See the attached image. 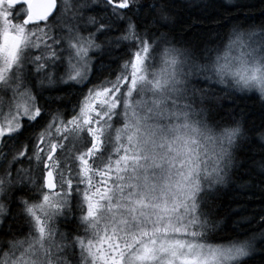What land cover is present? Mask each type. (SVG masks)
Wrapping results in <instances>:
<instances>
[{"label": "snow or ice", "instance_id": "6c2138e0", "mask_svg": "<svg viewBox=\"0 0 264 264\" xmlns=\"http://www.w3.org/2000/svg\"><path fill=\"white\" fill-rule=\"evenodd\" d=\"M177 7L0 0V264H249L264 252V207L233 210L229 238L210 239L235 171L264 185V123L219 112L236 93L264 108V23L185 44ZM245 135L259 159L237 162Z\"/></svg>", "mask_w": 264, "mask_h": 264}, {"label": "trees", "instance_id": "16d2710c", "mask_svg": "<svg viewBox=\"0 0 264 264\" xmlns=\"http://www.w3.org/2000/svg\"><path fill=\"white\" fill-rule=\"evenodd\" d=\"M177 4L178 7L174 11L178 21L174 38L185 44L208 40L210 35H215V32H210L213 29L227 32L235 24L248 26L264 23V0H177ZM194 21L195 25L190 27ZM224 25L227 27H221ZM103 58L106 62H111L108 56ZM115 66L113 62V67ZM222 103L224 108L219 109L221 115L227 116L234 110L237 119L243 118L245 126L249 129L264 123V108L261 107L256 94L236 93L232 100L225 99ZM241 145L237 162L252 155L259 159V149H254V152L244 150L250 147L247 135L241 140ZM248 166H251L250 160ZM258 175V171L251 177L244 169L235 171L228 186L222 189L220 198L214 202L215 219L220 222V229L211 234V240L221 242L229 238L235 221L240 219L238 215H233V210L251 215L264 207L260 191L264 185L259 184ZM256 243L258 246L261 244L259 236L256 237ZM249 264H264V252L258 251L249 259Z\"/></svg>", "mask_w": 264, "mask_h": 264}]
</instances>
